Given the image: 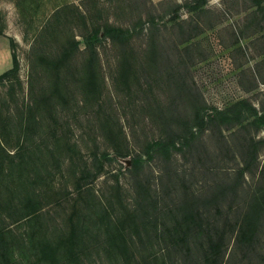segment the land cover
Here are the masks:
<instances>
[{
  "label": "rangeland",
  "instance_id": "1",
  "mask_svg": "<svg viewBox=\"0 0 264 264\" xmlns=\"http://www.w3.org/2000/svg\"><path fill=\"white\" fill-rule=\"evenodd\" d=\"M0 264H264V0H0Z\"/></svg>",
  "mask_w": 264,
  "mask_h": 264
}]
</instances>
